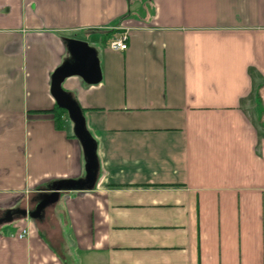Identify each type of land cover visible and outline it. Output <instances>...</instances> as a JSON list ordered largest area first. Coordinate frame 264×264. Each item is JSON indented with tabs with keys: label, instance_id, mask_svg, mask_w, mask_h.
<instances>
[{
	"label": "crops",
	"instance_id": "crops-1",
	"mask_svg": "<svg viewBox=\"0 0 264 264\" xmlns=\"http://www.w3.org/2000/svg\"><path fill=\"white\" fill-rule=\"evenodd\" d=\"M70 37L98 180L21 217L85 174L50 93ZM0 221V264H264V0H0Z\"/></svg>",
	"mask_w": 264,
	"mask_h": 264
},
{
	"label": "water",
	"instance_id": "water-1",
	"mask_svg": "<svg viewBox=\"0 0 264 264\" xmlns=\"http://www.w3.org/2000/svg\"><path fill=\"white\" fill-rule=\"evenodd\" d=\"M67 50L70 60L55 68L50 80V93L59 108L65 109L72 123L74 136L80 142L85 159L84 177L77 179H60L46 186L50 191L42 195L40 201L33 210L19 209L21 217L36 218L42 208L58 199L59 193L69 190L90 189L98 180L99 162L96 154L97 142L87 129L84 113L71 95L62 87L64 80L71 76H79L88 84H96L101 80V67L96 49L88 41L70 37L67 39ZM10 216L8 221L14 218ZM1 222V221H0Z\"/></svg>",
	"mask_w": 264,
	"mask_h": 264
},
{
	"label": "built area",
	"instance_id": "built-area-1",
	"mask_svg": "<svg viewBox=\"0 0 264 264\" xmlns=\"http://www.w3.org/2000/svg\"><path fill=\"white\" fill-rule=\"evenodd\" d=\"M114 30L116 27H112ZM111 28V29H112ZM127 32H119L118 34L114 35L108 42V46L113 50H125L127 48ZM28 233L27 228H23L19 233V237H23Z\"/></svg>",
	"mask_w": 264,
	"mask_h": 264
},
{
	"label": "trees",
	"instance_id": "trees-1",
	"mask_svg": "<svg viewBox=\"0 0 264 264\" xmlns=\"http://www.w3.org/2000/svg\"><path fill=\"white\" fill-rule=\"evenodd\" d=\"M113 32H114V29L113 28L112 29L111 28L110 29H107L105 31L106 35H110ZM72 36H74V35H72ZM81 109H82V111L84 110L83 108H81ZM53 115H54V125H55V127L57 129L63 128V117L64 116H67V118L69 119L66 110L65 109H62V108H59L57 105H56L55 109L53 110ZM69 121H70V119H69ZM47 185L48 184H45V185H43V187H46Z\"/></svg>",
	"mask_w": 264,
	"mask_h": 264
},
{
	"label": "rangeland",
	"instance_id": "rangeland-1",
	"mask_svg": "<svg viewBox=\"0 0 264 264\" xmlns=\"http://www.w3.org/2000/svg\"><path fill=\"white\" fill-rule=\"evenodd\" d=\"M119 21V19L118 20H116L115 22H112V24L113 23H117ZM109 23H111V22H109ZM106 25H109V24H106ZM103 27H109V26H103ZM111 27V26H110ZM94 34L96 33L95 31L93 32ZM95 35H97V34H95ZM94 44V43H93Z\"/></svg>",
	"mask_w": 264,
	"mask_h": 264
}]
</instances>
